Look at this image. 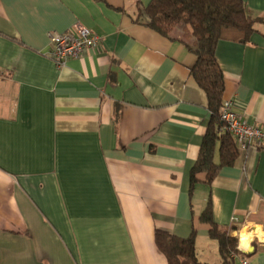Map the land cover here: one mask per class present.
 <instances>
[{"label": "crops", "instance_id": "0c3cea01", "mask_svg": "<svg viewBox=\"0 0 264 264\" xmlns=\"http://www.w3.org/2000/svg\"><path fill=\"white\" fill-rule=\"evenodd\" d=\"M137 1L0 0V264H168L157 229L195 231L200 262L222 264L200 219L209 196L216 224L252 235L240 256L264 264V148L240 151L210 186L200 174L190 196L208 99L196 56L136 22ZM243 1L264 17V0ZM77 23L102 43L59 68L48 34ZM258 30L216 57L224 102L264 132Z\"/></svg>", "mask_w": 264, "mask_h": 264}, {"label": "trees", "instance_id": "16d2710c", "mask_svg": "<svg viewBox=\"0 0 264 264\" xmlns=\"http://www.w3.org/2000/svg\"><path fill=\"white\" fill-rule=\"evenodd\" d=\"M136 22L146 25L161 36L182 43L196 56L191 77L206 93L210 121L203 137L198 159L191 171L190 196L204 174V184L210 186L220 171L231 167L240 150L234 137L224 130L221 114L226 81L216 57L220 41L247 44L264 17L252 16L243 0H151L144 8L137 1ZM147 17L148 22H145ZM259 148H264V145ZM201 222L210 226L209 236L217 241L222 264H235L233 255H241L236 226H219L212 217V200L208 197ZM196 232L181 238L157 229L155 241L168 264H206L200 262L195 246Z\"/></svg>", "mask_w": 264, "mask_h": 264}, {"label": "built area", "instance_id": "2783aa9c", "mask_svg": "<svg viewBox=\"0 0 264 264\" xmlns=\"http://www.w3.org/2000/svg\"><path fill=\"white\" fill-rule=\"evenodd\" d=\"M48 38L50 49L47 56L59 68L64 67L71 59L81 57L88 50L100 48L102 43L101 37L79 23L63 33L50 32ZM221 120L224 123V130L234 137L240 151L252 146L264 145V132L259 127L251 126L242 120L235 112L233 102H224ZM239 251L241 252L240 249ZM232 258L234 260L239 258L240 264H252L249 259L240 255H233Z\"/></svg>", "mask_w": 264, "mask_h": 264}, {"label": "clouds", "instance_id": "9594fccd", "mask_svg": "<svg viewBox=\"0 0 264 264\" xmlns=\"http://www.w3.org/2000/svg\"><path fill=\"white\" fill-rule=\"evenodd\" d=\"M256 231H257V233L260 234L261 242H264V233L260 232V228L259 227H257ZM251 239H252V235L251 234H245L244 232H241L240 233V238H239L238 248L240 250L245 251V252L249 251L250 250Z\"/></svg>", "mask_w": 264, "mask_h": 264}, {"label": "bare ground", "instance_id": "6f19581e", "mask_svg": "<svg viewBox=\"0 0 264 264\" xmlns=\"http://www.w3.org/2000/svg\"><path fill=\"white\" fill-rule=\"evenodd\" d=\"M246 234V233H245Z\"/></svg>", "mask_w": 264, "mask_h": 264}]
</instances>
